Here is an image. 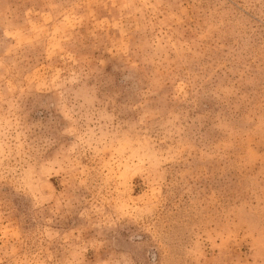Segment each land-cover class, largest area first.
<instances>
[{
	"label": "rangeland",
	"instance_id": "374dc122",
	"mask_svg": "<svg viewBox=\"0 0 264 264\" xmlns=\"http://www.w3.org/2000/svg\"><path fill=\"white\" fill-rule=\"evenodd\" d=\"M0 264H264V0H0Z\"/></svg>",
	"mask_w": 264,
	"mask_h": 264
}]
</instances>
